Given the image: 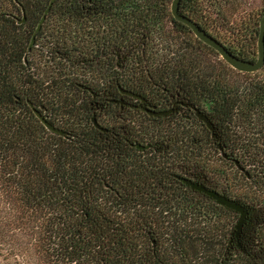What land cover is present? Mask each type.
Here are the masks:
<instances>
[{"label": "trees", "instance_id": "obj_1", "mask_svg": "<svg viewBox=\"0 0 264 264\" xmlns=\"http://www.w3.org/2000/svg\"><path fill=\"white\" fill-rule=\"evenodd\" d=\"M237 1L240 6L241 0H179L178 10L188 17H229L223 3L235 6ZM169 3L0 0V173L23 204L47 211L41 220L43 243L58 264H264V74L240 85L227 82L224 71L195 53L201 47L219 56L217 51L174 18ZM207 6L214 12L208 14ZM242 14L238 11V35L230 39L238 44L235 55L252 60L256 37L244 45L240 37L244 32L257 36L260 15ZM109 20L116 46L144 40L153 47L155 66L158 48L167 46L168 70L194 102L222 121L220 134L231 160L227 166L238 173L244 196L261 210L254 235L238 249V258L219 260L227 245L220 206L173 197L171 184L162 179L160 187L152 186L157 184L152 178L138 182L152 190L146 197L114 194L109 187L110 138L92 131L87 116L65 110L73 91L65 92L69 85L63 79L79 72L80 24L87 31L92 22ZM161 20L178 24L175 32L161 28ZM44 100L55 102L54 126L62 133L47 128L36 115L33 106ZM196 151L202 154V149ZM215 152L211 147V156ZM145 203L152 210L139 208Z\"/></svg>", "mask_w": 264, "mask_h": 264}, {"label": "flooded vegetation", "instance_id": "obj_2", "mask_svg": "<svg viewBox=\"0 0 264 264\" xmlns=\"http://www.w3.org/2000/svg\"><path fill=\"white\" fill-rule=\"evenodd\" d=\"M223 6L229 17L189 18L236 54L238 44L230 38L238 35V1L235 6L228 2ZM207 9L208 14L214 12L211 7ZM233 11L237 17H230ZM176 25L170 20L160 22L161 28L174 32ZM86 29L81 22L76 51L79 72L75 77H64V84L69 85L65 92H73L69 102L68 98L63 101L68 102L65 110L87 116L86 124L98 136L110 138L111 191L146 197L152 190L138 182L152 178L157 183L152 186L160 187L167 180L173 197L185 195L194 202L220 206L225 213L221 222L227 229V245L219 260L238 258V249L243 250L251 241L259 216L251 212L257 210L254 202L238 190V173L227 166L231 160L220 134L222 121L194 102L176 73L168 70L167 46L158 48L155 66L151 63L153 47L144 40L116 46L113 20L106 24L92 22V29ZM54 103L44 100L37 107L32 104L40 114L50 117L53 126L58 125L53 116ZM211 147L216 150L212 156ZM197 149H202V154ZM221 200L239 205L241 217L237 208ZM150 207L145 203L139 208L149 212Z\"/></svg>", "mask_w": 264, "mask_h": 264}, {"label": "rangeland", "instance_id": "obj_3", "mask_svg": "<svg viewBox=\"0 0 264 264\" xmlns=\"http://www.w3.org/2000/svg\"><path fill=\"white\" fill-rule=\"evenodd\" d=\"M241 1L238 11L243 13L242 17H251V15L259 17L264 0ZM230 17H237V14L233 11ZM252 36L255 42L256 34L244 32L240 37L242 45L249 43ZM201 48L199 52H195L196 55L208 66L219 67L224 71L227 82L240 85L264 74V66L263 69L254 72H236L226 66L221 57L206 47ZM243 189L238 183V190L242 192ZM251 212H257L259 217L261 215L260 208H257L256 211L251 210ZM46 214L47 211L44 209H34L32 205L23 204L19 199V192L0 173V264H58L52 259L50 252L45 248V243H43L41 220ZM238 264H242V262L238 261Z\"/></svg>", "mask_w": 264, "mask_h": 264}, {"label": "water", "instance_id": "obj_4", "mask_svg": "<svg viewBox=\"0 0 264 264\" xmlns=\"http://www.w3.org/2000/svg\"><path fill=\"white\" fill-rule=\"evenodd\" d=\"M178 2L179 0H170L169 3V10L171 15L176 18L177 20L185 23L190 27L192 30L193 34L203 41L204 43L210 45L213 47L219 56L231 67H233L236 70L239 71H254L261 67V65L264 62V10L261 13L259 19H258V33L256 36V56L254 59H245L241 58L239 56H236L229 50H227L221 43L218 41L216 38L211 36L209 33H207L203 28H201L196 22H194L191 18H189L187 15L181 13L178 10ZM43 15L41 16L40 20L37 22L36 28L39 26L40 21L42 20ZM33 38V37H32ZM31 38V40H32ZM32 106V104L30 103ZM34 111L36 115L40 118L41 122L48 127L49 129H52L54 131H57L59 133H62V130L54 127L50 122L46 121L42 115L38 112L37 109L34 108ZM221 203H225L227 205L233 206L238 209L240 212V217L243 214V210L241 207L237 204L234 203H228L225 200L219 201ZM241 219V218H240Z\"/></svg>", "mask_w": 264, "mask_h": 264}]
</instances>
